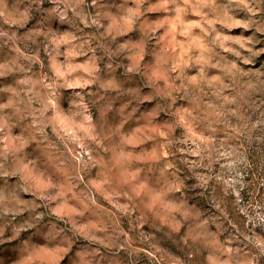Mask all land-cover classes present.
I'll list each match as a JSON object with an SVG mask.
<instances>
[{"label":"rangeland","instance_id":"obj_1","mask_svg":"<svg viewBox=\"0 0 264 264\" xmlns=\"http://www.w3.org/2000/svg\"><path fill=\"white\" fill-rule=\"evenodd\" d=\"M0 264H264V0H0Z\"/></svg>","mask_w":264,"mask_h":264}]
</instances>
